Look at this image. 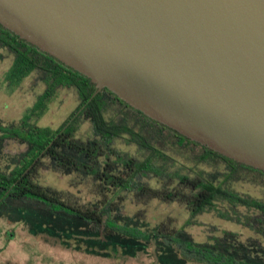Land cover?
I'll return each instance as SVG.
<instances>
[{
  "label": "trees",
  "instance_id": "1",
  "mask_svg": "<svg viewBox=\"0 0 264 264\" xmlns=\"http://www.w3.org/2000/svg\"><path fill=\"white\" fill-rule=\"evenodd\" d=\"M0 47L13 56L20 78L38 74L45 86L41 103L60 91H71L78 100L59 128L34 126L27 136L15 135L28 150L11 170L0 171V203L5 197H31L53 226L42 232L66 247L75 238L90 254L135 257L154 247L159 264H264V196L240 190L253 184L264 191L263 170L190 140L107 88L98 92L89 77L1 24ZM43 168L92 181L98 199L83 202L70 191L42 184ZM129 198L180 203L188 223L215 211L253 235L243 240L225 230L197 242L184 228H169L168 221L150 227L143 218L123 214L119 202Z\"/></svg>",
  "mask_w": 264,
  "mask_h": 264
},
{
  "label": "water",
  "instance_id": "2",
  "mask_svg": "<svg viewBox=\"0 0 264 264\" xmlns=\"http://www.w3.org/2000/svg\"><path fill=\"white\" fill-rule=\"evenodd\" d=\"M0 24L98 92L264 171V0H0Z\"/></svg>",
  "mask_w": 264,
  "mask_h": 264
},
{
  "label": "rangeland",
  "instance_id": "3",
  "mask_svg": "<svg viewBox=\"0 0 264 264\" xmlns=\"http://www.w3.org/2000/svg\"><path fill=\"white\" fill-rule=\"evenodd\" d=\"M13 68V56L0 47V171L5 172L11 170L16 160L28 150V144L16 134L27 136L34 126L57 129L78 104L71 91H60L52 101L41 103L40 95L45 86L38 74L30 73L20 78ZM87 127L85 125L83 129ZM40 173L44 185L70 191L83 202L98 199V188L90 180L49 168L41 169ZM240 190L256 197L264 196L259 185L244 184ZM119 204L125 215L143 218L150 227L168 221L169 228H184L197 242L208 241L211 235H222L225 230L239 233L243 240L253 235L250 229L218 217L215 211L188 223V212L177 202L149 200L138 203L129 198ZM49 221L45 209L37 206L31 197H5L0 203V264H159L154 247L135 257L90 254L75 238L70 240V247H66L59 238L42 232L53 227Z\"/></svg>",
  "mask_w": 264,
  "mask_h": 264
}]
</instances>
